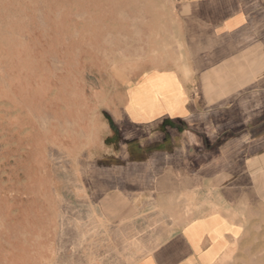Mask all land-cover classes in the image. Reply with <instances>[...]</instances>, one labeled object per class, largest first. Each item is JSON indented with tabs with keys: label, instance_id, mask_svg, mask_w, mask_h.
Returning <instances> with one entry per match:
<instances>
[{
	"label": "crops",
	"instance_id": "1",
	"mask_svg": "<svg viewBox=\"0 0 264 264\" xmlns=\"http://www.w3.org/2000/svg\"><path fill=\"white\" fill-rule=\"evenodd\" d=\"M170 6L164 63L120 95L132 138L86 167L87 201L112 227L156 222L130 264H264V0Z\"/></svg>",
	"mask_w": 264,
	"mask_h": 264
},
{
	"label": "rangeland",
	"instance_id": "2",
	"mask_svg": "<svg viewBox=\"0 0 264 264\" xmlns=\"http://www.w3.org/2000/svg\"><path fill=\"white\" fill-rule=\"evenodd\" d=\"M170 8L0 0V264H130L148 250L156 222L99 220L85 170L132 138L119 97L164 63Z\"/></svg>",
	"mask_w": 264,
	"mask_h": 264
}]
</instances>
